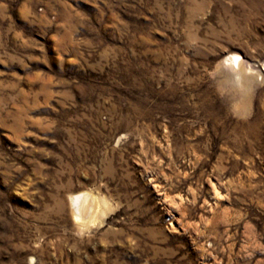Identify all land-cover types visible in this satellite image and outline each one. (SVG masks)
Returning a JSON list of instances; mask_svg holds the SVG:
<instances>
[{
  "label": "rangeland",
  "instance_id": "1",
  "mask_svg": "<svg viewBox=\"0 0 264 264\" xmlns=\"http://www.w3.org/2000/svg\"><path fill=\"white\" fill-rule=\"evenodd\" d=\"M263 66L264 0H0V264H264Z\"/></svg>",
  "mask_w": 264,
  "mask_h": 264
},
{
  "label": "bare ground",
  "instance_id": "2",
  "mask_svg": "<svg viewBox=\"0 0 264 264\" xmlns=\"http://www.w3.org/2000/svg\"><path fill=\"white\" fill-rule=\"evenodd\" d=\"M233 61L237 65V67L240 68L241 63H240V61L238 59V55L234 56ZM263 69H264V66H263ZM77 199H82V197H79ZM71 201H72V205H73V214H74L75 218L78 219V220H81L82 219L81 214H82L83 207L87 208V206H89L88 201L86 202V200H84V202L81 203L82 206L79 205L80 203L77 202L76 197H73L71 199Z\"/></svg>",
  "mask_w": 264,
  "mask_h": 264
}]
</instances>
